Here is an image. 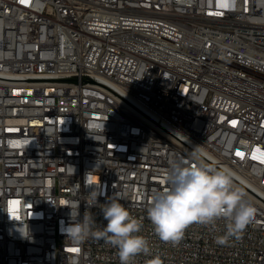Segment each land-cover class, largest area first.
Returning a JSON list of instances; mask_svg holds the SVG:
<instances>
[{
  "label": "built area",
  "instance_id": "obj_1",
  "mask_svg": "<svg viewBox=\"0 0 264 264\" xmlns=\"http://www.w3.org/2000/svg\"><path fill=\"white\" fill-rule=\"evenodd\" d=\"M194 154L254 205L239 239L155 234L151 197ZM262 160L264 0H0V264H120L65 232L112 199L149 242L133 264H264Z\"/></svg>",
  "mask_w": 264,
  "mask_h": 264
},
{
  "label": "clouds",
  "instance_id": "obj_2",
  "mask_svg": "<svg viewBox=\"0 0 264 264\" xmlns=\"http://www.w3.org/2000/svg\"><path fill=\"white\" fill-rule=\"evenodd\" d=\"M165 180L169 186L152 195L147 209L155 234L164 242L178 244L193 222L212 226L222 220L224 235L217 237L216 242L225 245L230 238L239 239L254 221L256 209L235 186L232 173L200 163L195 154L190 163L172 159ZM102 195L95 190L91 193L94 202ZM102 214L106 223L99 230L95 219L88 215L74 225L70 222L66 234L77 242L90 236L104 238L117 250L120 264H133L149 246L140 235L141 223L118 199L105 201ZM154 264L161 262L157 259Z\"/></svg>",
  "mask_w": 264,
  "mask_h": 264
},
{
  "label": "snow or ice",
  "instance_id": "obj_3",
  "mask_svg": "<svg viewBox=\"0 0 264 264\" xmlns=\"http://www.w3.org/2000/svg\"><path fill=\"white\" fill-rule=\"evenodd\" d=\"M237 155L239 156V155H241V154H240V153H237ZM253 158H254V159H256V157H255V156H254ZM261 162H262V163H264V160H262ZM73 251H76V250H75V249H73Z\"/></svg>",
  "mask_w": 264,
  "mask_h": 264
}]
</instances>
